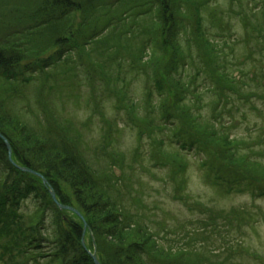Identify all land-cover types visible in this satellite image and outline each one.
I'll use <instances>...</instances> for the list:
<instances>
[{
  "label": "trees",
  "instance_id": "trees-1",
  "mask_svg": "<svg viewBox=\"0 0 264 264\" xmlns=\"http://www.w3.org/2000/svg\"><path fill=\"white\" fill-rule=\"evenodd\" d=\"M121 1L0 0L7 8V28L0 30V133L13 155L12 161L0 138V264H95L94 253L100 264H222L199 243L202 228L183 244L165 237L168 226L154 211L157 206L146 204L143 188L134 185L141 182L138 170L149 167L138 164L137 155L126 164L125 154L113 147L120 124L154 137L157 150L151 159L181 166L191 154L203 153L205 180L219 194L245 191L264 198V187L256 182L264 181V162L239 155L228 140L233 123L223 121L225 110L231 112L224 90L237 82L231 71L236 63L228 52L233 50L228 41L232 33L223 12L205 13L212 0H134L120 32L106 33L110 19H101ZM150 25L155 27L151 34ZM132 40L141 43H127ZM74 53L89 62L85 75L105 85L99 98L115 101L117 112L127 115L121 123L105 117L108 129L97 155H87L91 148L82 149L85 143L73 119L54 116L46 101L68 90L67 97L79 104L74 84L79 74L69 67ZM140 80L144 100L132 87ZM28 87L39 95V111L48 110L47 122L32 120L33 111L31 116L16 105ZM210 93L216 107L203 117L198 109ZM94 95L95 106L90 100L87 107L91 102L94 113L103 115V104ZM141 105L144 119L137 113ZM87 120L83 128L92 121ZM160 131L177 147L163 149L165 140L155 138ZM151 159L152 166L165 161ZM21 168L42 175L47 185ZM178 176L177 187H184V175ZM51 191L62 205L80 212L85 233L83 221L61 210Z\"/></svg>",
  "mask_w": 264,
  "mask_h": 264
},
{
  "label": "rangeland",
  "instance_id": "rangeland-1",
  "mask_svg": "<svg viewBox=\"0 0 264 264\" xmlns=\"http://www.w3.org/2000/svg\"><path fill=\"white\" fill-rule=\"evenodd\" d=\"M131 1L134 0H122L120 4L111 8L105 15L106 18L101 19L105 22L110 19L106 33L120 32V24L125 15L129 14L128 9L131 6ZM14 2L18 3V0H14ZM6 9L0 6V30L7 28V22L4 20ZM213 10L222 11L224 23H229L232 36L228 41L233 48L232 51L228 50L233 56L232 59L229 58L236 63L231 71L234 72V78L239 83L238 85L237 82L232 84L227 90L223 89L226 97L230 99L226 109L231 110V112L225 110L222 115L223 121L233 123L234 126L228 140L230 139L231 143L234 142L239 155L244 153L264 162V0H254L253 2L251 0H212L205 13L209 14ZM190 13L188 10V14ZM178 15L185 17L181 12ZM141 27L137 30H141ZM154 29L155 27L150 25L149 33H154ZM210 31L212 32V29ZM108 43L117 42L110 41ZM127 43H141V41L132 40ZM78 55V53L72 55L74 59L69 63V67L79 74V78L75 77L74 83L78 84L77 94L81 95L79 104L67 97L68 90L55 93L46 101L47 105L53 108L52 111L47 106L55 114L54 116L62 120L73 119L75 129L81 134L85 143L82 149L88 145L91 149L85 151H87V155L90 153L88 156H91L97 155L95 150L99 149L103 135L107 132L105 117L115 123H121V120L126 119L127 115L120 111L117 112L115 101L108 102L106 98H99L103 94L99 91L104 90L105 85L99 81L90 80L89 76L85 75L89 62L86 58L78 59ZM92 67L94 68L92 72L98 74V67L90 64V68ZM241 75L244 77L243 80L240 78ZM57 78L61 80L60 77ZM132 87L140 97L139 100H144V96L140 92L141 87H144L143 80L136 81ZM94 89H98V91H94ZM228 90L230 93L227 95L226 91ZM23 91L25 98L17 102L16 105L24 112L31 111L30 115L33 111V118L32 115H28L32 120L37 118L47 122L50 114L48 110L39 111L37 105L39 95L34 93L33 87H28ZM95 93L98 96L96 99L99 104H103L100 106V110L104 111L103 115L101 111L94 113L93 106L95 105L92 97H96ZM214 98L211 93L205 95L204 104L198 109L201 116L208 117L212 114L217 101L213 100ZM223 98L221 95L220 100ZM90 100L93 101V106L90 102V108H88L87 102ZM142 105L138 107L137 113L141 119H144L146 111ZM89 117L92 120L89 127L83 128L81 124L87 122ZM146 131L138 134L137 129L120 124L119 130L114 134L116 143L113 147L125 154L126 164L132 163L137 155L138 159L141 158L139 161L136 160L137 163H143L144 166L149 167V171H144L146 170L144 168H141L144 170H138L137 175L141 182H134V185L137 188H143L146 204L157 206L154 211L158 218L164 220L168 226L169 234H165V237L168 236L172 241L178 239L176 242L183 244L192 241V232H195V229L202 228L204 230L199 243L205 245L208 254L210 251L215 252L212 253L217 256L212 259L214 262L264 264V198L245 191L223 190L225 195L219 194L205 180V173L200 165L201 160L205 159L200 158V156L204 157L203 153V155L191 154L186 157V162L181 165L183 166L181 170H177L181 166H174L173 163L170 165L166 159L157 157L151 159L157 149H153L154 146L156 147L154 137H150L151 135ZM163 136L162 131L160 134H155V138L165 140L162 145L163 149L170 150L171 147H177L175 141L170 144V141ZM150 159L165 160L166 162L164 161L163 165L154 162L152 166ZM179 173L184 175V187L176 185L180 179V176L176 177ZM117 174H120L118 169ZM172 175H174L173 178ZM256 182L264 187V181ZM138 183H141L142 186ZM232 210L236 212L230 215ZM181 236L188 238L179 239Z\"/></svg>",
  "mask_w": 264,
  "mask_h": 264
},
{
  "label": "water",
  "instance_id": "water-1",
  "mask_svg": "<svg viewBox=\"0 0 264 264\" xmlns=\"http://www.w3.org/2000/svg\"><path fill=\"white\" fill-rule=\"evenodd\" d=\"M0 138L5 142V144H6L7 148H8V151H9L10 159L13 160V158H12V156H13V155H12V149H11V146H10L9 141H8V140H7V139H6L1 133H0ZM21 169H22V171H24V172L31 173V174H33V175H35V176H38V177L42 178L43 181H44V183L47 185V181L43 178L42 175H40V174H38V173H36V172L30 170V169H27V168H21ZM51 194H52L53 200L55 201V203L59 206V208H60L61 210H68V211H71V212H73L74 214H76V215H77V216L83 221L84 226H85V229H84V233H85L86 230H87V224H86V221H85V219L83 218V216H82V215H81L76 209H74V208H72V207H67V206L62 205V204L59 202V200H58V198H57V195H56V193H55L54 191H51ZM92 257H93V260H94L95 264H100V262H99L98 259H97L96 254H93Z\"/></svg>",
  "mask_w": 264,
  "mask_h": 264
}]
</instances>
